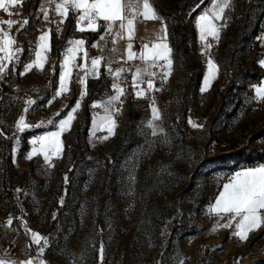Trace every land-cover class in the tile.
I'll use <instances>...</instances> for the list:
<instances>
[{
    "label": "rangeland",
    "instance_id": "374dc122",
    "mask_svg": "<svg viewBox=\"0 0 264 264\" xmlns=\"http://www.w3.org/2000/svg\"><path fill=\"white\" fill-rule=\"evenodd\" d=\"M167 2L171 5L160 6L171 13L164 18L168 36L173 44L182 46L174 53V67L167 80L162 81V74L157 78L160 92H149L160 110L161 119L155 123L164 129L163 133L153 136L147 127L152 118L150 104L132 99L113 115L117 127L107 140L103 137L108 136L112 121H93L90 133L88 128L81 141L74 132L76 121L65 136L62 154L54 157L53 167L41 165L35 170L30 165L23 170L18 158L14 164L4 163L11 158V150L4 154L0 193L7 216L5 224L9 217L21 218L14 219L11 228L24 233L27 245L31 233L26 234L24 224L34 231L35 222L43 230L39 235L49 237V247L40 257L45 264H99L101 242L104 264H264V231L258 229L240 242L231 235L235 222L231 228L213 232L217 217L208 215V208L234 172L264 160V101L254 98V86L258 87L264 76V67L259 63L264 56L260 28L264 0H233L234 12L225 13L227 26L220 29L218 41L211 36L201 41L196 27L197 17L208 3ZM12 9L9 7V12ZM51 15L60 19L55 3ZM179 17L190 18L192 38L175 32ZM8 19L20 21L0 10V21ZM3 28L13 36L20 32L16 31L19 24L11 30L6 24ZM35 28L31 34L37 33ZM57 28L61 30L51 32L58 36L56 60L71 55L65 51L71 46L69 41L81 38L93 53L112 61L120 56L119 40L111 43L112 34L105 35L104 51L92 47L103 28L80 32L75 15L70 14ZM159 37L157 34L149 43L135 33L132 51L140 52L145 44L151 47L160 42ZM128 43L126 38L121 46L125 60ZM206 45L211 48L206 49ZM210 58L215 65L211 70ZM104 61L105 67L108 61ZM206 77L209 87L201 92ZM108 86L105 80L88 84L86 100L91 115L95 100L115 93ZM78 93L80 97L81 91ZM189 119L203 127L193 128ZM99 123L104 132L99 130L93 135ZM17 188L22 191L17 193ZM38 252L39 246L34 244L35 257ZM27 255H31V249L27 248Z\"/></svg>",
    "mask_w": 264,
    "mask_h": 264
},
{
    "label": "snow or ice",
    "instance_id": "6c2138e0",
    "mask_svg": "<svg viewBox=\"0 0 264 264\" xmlns=\"http://www.w3.org/2000/svg\"><path fill=\"white\" fill-rule=\"evenodd\" d=\"M23 0H0V10H3L8 15H13L9 12V7H16L22 4ZM49 7L46 8L41 6V12L43 13V19L45 22H52L49 15L50 6L55 3V12L60 17L58 24H63L70 15V12L75 13L77 30L80 32H97L101 28L104 29L106 34H112L113 39L111 43L116 44L119 39H124L125 35L129 41L126 48V60L121 57L124 63L139 60L142 64L135 65V71L132 68H112V59L109 57L101 56L91 58V68L87 67V52L84 51L85 65L80 66L85 69V75L79 78V83L82 85L81 98L87 95V77L89 75L99 78L101 62L107 60L108 63L105 65V69L109 76L113 78L114 83L112 88L115 91V95H111L104 101L105 111L109 113L106 119H111V116L119 112V106L123 104L122 96L125 95L126 89L121 87L124 83L123 73L129 72L132 75V88L135 97L142 98L146 95V92L160 91L161 88L155 82L154 79L143 80L144 75L150 77H156L157 72L153 71L155 68H159L162 73V81H166L171 72V66L173 60L171 58L172 48L168 44V31L167 22L159 16L157 10L149 2V0H143L142 10L139 0H47ZM233 6V0H212V7L210 11L203 12L197 17L196 27L199 32V38L201 41H205L207 36H211L215 40H219V32L222 27L227 26V18L224 16L225 9H231ZM19 15V13H17ZM142 18L143 20L160 19L163 23L161 32L163 35L159 37L158 43L149 45H143L139 54L132 51V43L135 36V23L137 19ZM103 23H100V22ZM214 21H223L221 24H217ZM7 25L8 29L11 30L14 25L19 24V28L16 31H22L28 24L29 19L24 18L22 21L14 19H8L0 21V81H2L9 72H16V67L13 65V61L20 60V53L23 52V48H13L15 44L14 36L10 31H5L3 26ZM61 29L57 28L59 32ZM52 29L42 32L38 37V49L35 51V60L25 65L24 71L18 73L20 76H24L32 70L34 67L39 70H44L45 57L42 53L46 50H50V38ZM101 42H104L102 44ZM86 40L74 39L70 40L71 45L65 51L68 54H74L84 50ZM107 41H105V35H101L99 40L92 44V47L104 51V47ZM211 45H206V49H210ZM113 52L117 49L113 48ZM202 54H206L202 52ZM74 60L73 55H65L64 61L61 64V72L59 74V87L55 89V95L52 99L48 100L44 105L48 107L52 102L62 97L64 93L68 91L66 80L70 77L71 73L66 71L72 61ZM7 61V63H4ZM163 61V63H160ZM260 66L264 67V60L260 61ZM11 66V67H10ZM75 66V65H73ZM208 67L211 70L215 67L211 58L208 61ZM55 74V69H53ZM51 83V82H50ZM147 85L146 89L141 85ZM262 86L255 87V99L257 101H264V80L261 82ZM209 87V77L205 78L204 86L201 88V92H205ZM80 99L77 100L71 111L68 112L66 118L59 119L60 111L55 116L47 121L49 125H54L57 131L48 132L40 136H36L29 140V144L33 145L31 151L27 154L26 159L31 160L37 153L43 154V159L48 167H53V157L59 158L63 152V142L60 139L61 135L65 130H70L72 120L75 118L74 113L80 108ZM35 100L29 99L26 101L27 106L23 109L24 114L20 115L14 122L15 131L12 137H6L13 139L15 144H19L21 136L19 134L25 131L31 130V128L43 127L44 121L38 122L35 125H31L26 121V115L34 110L36 105ZM157 102L155 98H152L150 108L152 118L147 121V127L152 130V135L157 136L164 132V129L156 124L155 121L161 119L160 110L156 106ZM97 103H93V107H97ZM67 107V106H66ZM96 122L94 121V124ZM189 123L193 128L203 127V125H197L195 122L189 119ZM7 127L0 123V136L4 135L3 128ZM117 127L114 120L108 127V136L103 137L107 140L110 136L115 134V128ZM94 135V133H93ZM146 135V134H145ZM39 144V148L35 147ZM13 153L17 152V148L13 147ZM15 162V161H14ZM72 169H69L71 171ZM65 183L69 182V177L65 174ZM131 180L134 182L135 177L131 176ZM22 189L17 188L16 192L20 193ZM28 195V193H25ZM19 202V196L17 197ZM63 197L60 200L61 205L63 204ZM23 211V210H22ZM27 214V213H25ZM209 216H216V226L212 229L213 232H217L220 228H231L233 222H235V230L231 233L232 236L238 238L240 242H244L249 238V234L264 227V164H260L256 167L244 168L240 171L235 172L228 180L227 183L223 184L222 190L215 198V203L210 205L208 208ZM56 218V214H53V219ZM227 218V219H225ZM14 219L9 217L6 221V226L10 229L13 226ZM220 220H225V223L221 224ZM26 234L31 233V242L26 245L28 249H31L32 245L39 246V252L37 257H30L26 260H11L0 258V264H45V261L41 259L46 249L49 247V237H42L37 232L27 229V224H24ZM102 231V230H101ZM219 247V246H218ZM104 243L101 242L99 246V264H104ZM183 264V262H181ZM239 264V261H237Z\"/></svg>",
    "mask_w": 264,
    "mask_h": 264
},
{
    "label": "crops",
    "instance_id": "0c3cea01",
    "mask_svg": "<svg viewBox=\"0 0 264 264\" xmlns=\"http://www.w3.org/2000/svg\"><path fill=\"white\" fill-rule=\"evenodd\" d=\"M149 2L153 5V0H149ZM139 3L141 5V10H142L143 0H139ZM211 7H212V0L209 1V3L206 5V8L204 10L210 11ZM225 13H226V9H225L224 15ZM70 14L75 15V13H72V12H70ZM158 14L160 17H162L159 12ZM49 15H50L52 22L43 21L42 26L44 25V23H50L51 29L53 30H57V27L64 25V23L69 19L68 17L67 20L63 24H58L59 20L53 18V16L51 15V6L49 8ZM214 22L217 23L218 25L220 23V21H214ZM100 23H103V22L101 21ZM139 25H142V28H139ZM162 27H163V23L160 19H153V20L145 21L142 18H139L137 19L135 23V33H137V35L140 38L144 39L145 41L152 43L153 38L157 36V34H160L161 36L163 35V33L161 32ZM260 28L262 29V34L264 35V19L261 22ZM43 31H45V29L37 30V33L35 35L34 34L25 35L24 37H22L21 43L18 42V40L14 37L15 44L13 45V48L22 47L23 52L19 54L20 60L18 62L13 61V65L16 67V72L10 71L9 74L2 81H0V123L7 126L3 128L4 135L0 136V179L3 176L2 175L3 166H4L3 158H4V154L6 150H11L12 154H11L10 162L14 164L15 158L16 159L18 158L17 161L19 164L22 165L21 168L23 170L27 169L28 166L30 167V165L31 167H34L35 170H38L39 169L38 167L41 165L44 166L43 168H47L48 166L43 159L42 153H37V155L33 156L31 160L26 159L27 154L31 151L33 147V145L29 144V140L36 136H40L48 132L57 131V128L54 125H49L47 121L53 118L58 111H60V117L57 118V121H56L57 123L59 119L66 118L68 115V112L71 111L72 107L75 106L77 100L81 98V96L79 97L78 92L82 90V85L78 81L80 77H83L85 75V69L80 67V66L85 65L84 52L71 54L74 56V60L72 61V64L69 65L68 69L66 70L71 73L70 77L66 80L68 91L64 93L62 97H59V99H55L50 106L48 107L44 106L48 100L52 99V97H50L51 92H53L55 89H58L59 87V74L61 72V64L64 61V57H61L57 60L55 59V55H54V49L56 47L55 41L58 38L56 34H51V38L49 41L50 50H46L45 52L42 53V56L45 57L44 70L41 71L38 68L34 67L32 70L27 72L26 75L24 76L18 75L19 72L24 71L25 65L35 60V51L38 49V44H39L38 36ZM101 35L107 36L108 34H106L103 29L101 32ZM126 38L127 36L125 35L124 39H119V44H120V54L119 55L120 56L116 58L115 60H113V62L118 59H121V57H124L121 46L123 42L126 40ZM167 42L169 44L168 40ZM84 49H86L87 57H88L87 67L91 68V58L101 57V54L98 52L93 53L89 51L90 47H87V45H85ZM136 53L139 54L138 51ZM171 58L173 60V52L171 53ZM263 58L264 56L260 60L262 61ZM104 62L105 61H102L100 65L99 78H95L92 75H89L87 77V80H86L87 90H88V84L90 82L94 80L104 81L102 79V74L106 71L104 67ZM133 62H134V66L142 64V62L139 60H135ZM4 63H7V61H4ZM160 63H163V61H161ZM134 66L132 67L133 72L135 71ZM173 67H174V61L171 66V70L173 69ZM53 69H55V74H53ZM155 72H157V76H156V79H157L162 73L159 68H155ZM262 80H264V76L262 77L261 82ZM105 81L108 82V85H109L108 87H110V89H113L112 88V84L114 83L113 78L110 77V80H105ZM131 81H132V75H131L130 82ZM261 82L258 85V87L262 86ZM19 93L23 94L24 96V103L22 105L19 104L15 99V96ZM115 94L116 93H112V95H115ZM87 95H85L82 99H80L81 106L74 113L75 118L71 122L70 130H65L60 137L63 144H64L65 136L70 133V131L73 128V125L76 123V121L78 120L82 112L83 105H84V102L86 101ZM107 98L101 97L99 98V100L94 101L97 103L98 106L93 107L94 112H92V115L90 117L88 133H90V130L93 126V121L95 120L98 121L100 119L105 120L106 117L109 115V113L105 111V105L103 103L104 101L107 100ZM29 99L35 100L37 103L34 106V110L30 111L26 115V121L31 125H35L38 122L44 121V126L39 127V128L33 127L31 128V130L25 131L24 133L19 134L22 138L19 144H15L13 139H9L6 137L13 136V133L15 131L14 122L18 119L20 115L24 114L23 109L27 106L26 101H28ZM121 99L123 100V104L120 106L124 107L128 102H131L132 99L135 101V99L141 100L142 98L135 97L133 88H132V83H131V89L130 88L126 89L125 95L122 96ZM63 104H66L67 107L64 110H61V106ZM106 120H109L108 122H110L115 119L113 118V115H112L111 119H106ZM95 129L93 131L94 135H96L98 133L97 131L99 130L104 132V130H102V126L100 123ZM6 141H7V144L5 143ZM13 147L17 148L16 153L12 152ZM35 147L39 148V144H37ZM53 161H54V157H53L52 162ZM260 164H264V161L257 165L250 166V167H256V166H259ZM245 168H248V167H245ZM242 169L244 168L238 169L237 171H240ZM228 180L224 183H227ZM47 183H49V181ZM222 188H223V185L220 191L222 190ZM2 206H3V194L1 191L0 193V223L2 222V224L3 223L5 224V220L7 219V216H6V213L3 212ZM260 229L264 231V227H261ZM34 231L37 232L38 234L43 232V230L39 226L37 227L35 226V222H34ZM30 257H35L34 244L31 247V255L28 256L26 244L22 243L18 239V237L11 236L9 231L7 233L0 231V258L19 261V260H26ZM78 264H81V263L79 262Z\"/></svg>",
    "mask_w": 264,
    "mask_h": 264
},
{
    "label": "built area",
    "instance_id": "2783aa9c",
    "mask_svg": "<svg viewBox=\"0 0 264 264\" xmlns=\"http://www.w3.org/2000/svg\"><path fill=\"white\" fill-rule=\"evenodd\" d=\"M42 5L46 8L49 6L47 0H25L24 2H22L21 5L14 7L10 11V13L13 14V15H11V17L18 18V20H20V21H22L24 18L29 19V24L22 31H20L19 33L14 35L15 38L18 40V42H20V43L22 42V37L25 36V33H29V35H32L31 33H33L35 27L37 28V30L45 29L44 28L45 26L51 27L50 23H44L43 26H42V24L38 23L43 18V13L41 12V6ZM233 12H234L233 8L226 9V14H232ZM17 13H19V15H17ZM222 23H223V21H222ZM133 66H134L133 61L128 62V63H124L123 60H121V59H118L112 63L113 70H115L116 68H120V67H124V68L131 67L132 68ZM102 79L103 80H110V76H109L107 71H105L102 74ZM123 79L125 82L121 84V87H123L125 89H128V88L131 89V82H130L131 73H129V72L123 73ZM148 79H153V78H151L148 75L143 76L144 81H147ZM141 87L146 89V87H147L146 83L141 85ZM54 95H55V90L53 92H51L50 97L53 98ZM152 98H153V95L150 94L149 92H146V95L144 97H142L141 100L135 99V102H137V103L141 102L142 104H151ZM15 99L21 105L24 103V96L21 93L17 94L15 96ZM56 99H59V97ZM119 121L120 120H116L117 123ZM0 231L6 232V233L9 231L11 236H16V237H18V239L22 243H25V240H26L25 235L17 227L9 229L6 226V224H4V223L2 224V222H1L0 223Z\"/></svg>",
    "mask_w": 264,
    "mask_h": 264
},
{
    "label": "trees",
    "instance_id": "16d2710c",
    "mask_svg": "<svg viewBox=\"0 0 264 264\" xmlns=\"http://www.w3.org/2000/svg\"><path fill=\"white\" fill-rule=\"evenodd\" d=\"M209 1L210 0H204V4L209 3ZM160 3H163L166 6H170L171 4H169L167 2V0H153L154 7L160 13V15L162 16V18L164 20V18L166 16L171 15V13H169L167 10H164L163 8H161ZM177 22H178V25L179 26H178V29L175 32L178 33V35H180L183 38L184 37L192 38L193 37V30H192V27H191L190 18H188L187 20H183L181 17H179V19L177 20ZM168 41H169L170 47L172 48L173 61H174V53H176V51H178L179 48H181L182 45L179 44V46H176L175 44H173L172 43V40H170L169 36H168ZM89 104L90 103L87 100L84 102L82 112H81V114H80V116H79V118L77 120L78 127H75L74 128V132H75L76 138H79V139H77L78 141H81L85 137L86 132H87L88 127H89L90 116H91V114H90V112L88 110V105ZM81 126H83V128H81ZM79 129H82V132L81 133L78 132ZM4 163L9 164L10 163V159L9 158L5 159L4 160Z\"/></svg>",
    "mask_w": 264,
    "mask_h": 264
},
{
    "label": "water",
    "instance_id": "95a60500",
    "mask_svg": "<svg viewBox=\"0 0 264 264\" xmlns=\"http://www.w3.org/2000/svg\"><path fill=\"white\" fill-rule=\"evenodd\" d=\"M155 82L158 84V86L160 87L159 83H158V80L156 79ZM155 93H159L160 91H154ZM66 108V104H63L61 106V110H64Z\"/></svg>",
    "mask_w": 264,
    "mask_h": 264
}]
</instances>
